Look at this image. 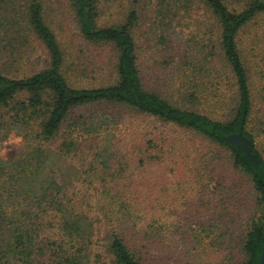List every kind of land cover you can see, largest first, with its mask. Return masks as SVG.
Wrapping results in <instances>:
<instances>
[{
	"label": "trees",
	"instance_id": "trees-1",
	"mask_svg": "<svg viewBox=\"0 0 264 264\" xmlns=\"http://www.w3.org/2000/svg\"><path fill=\"white\" fill-rule=\"evenodd\" d=\"M158 2L162 21L174 20L180 11L187 15L197 4L218 21L214 44L223 57L220 73L212 70L210 57L201 63L184 57L183 69L201 70L184 71L180 96L193 105L209 103L219 116L178 104L147 87L133 33L136 10L121 23L102 26L98 0H72L85 38L111 44L118 54L114 80L81 86L71 83L65 72V52L46 20L43 1L0 0V131L7 122L25 142L14 159L5 158L0 150V264H156L159 252L151 242L153 236L129 232L128 219L134 216L121 192L123 162L118 160L120 167L110 162L114 148L98 142L88 168L76 161L86 147L83 139L93 141L107 124L104 113L71 120L77 108L88 105L124 106L194 131L227 149L233 166L250 178L259 206L244 236L245 258L239 264L264 260V154L258 142L264 121L254 126L258 111L252 68L239 46L242 31L264 15V0ZM37 41L48 60L41 69L26 71ZM66 125L65 138L58 142ZM232 134L250 140L256 161L241 150V144L227 141ZM146 145L162 151L157 138L147 139ZM159 153L150 155L159 159ZM91 190L99 197L97 209L88 199ZM98 223L105 224L104 231Z\"/></svg>",
	"mask_w": 264,
	"mask_h": 264
},
{
	"label": "rangeland",
	"instance_id": "rangeland-1",
	"mask_svg": "<svg viewBox=\"0 0 264 264\" xmlns=\"http://www.w3.org/2000/svg\"><path fill=\"white\" fill-rule=\"evenodd\" d=\"M42 1L46 20L65 52V72L71 83L86 86L114 80L116 49L111 44L85 38L72 0ZM160 9L158 0H98V23L102 26L121 23L129 11L136 10L138 20L133 33L147 87L160 90L178 104L219 116L209 103L198 101L193 105L180 96L184 71L201 70L183 69L184 57L200 63L210 57L212 70L220 73L223 57L219 46L215 48L214 44L218 38V21L202 4L190 9L187 15L180 11L181 15L174 20L162 21ZM33 44L35 50L26 71L39 70L48 60L40 42ZM239 46L252 68L258 111L254 115V126H257L261 119L264 121L261 97L264 92V15L242 31ZM98 113H104L107 124L93 141L83 139L86 147L78 153L76 161L81 168H88L98 142L114 148L110 162L116 167L121 165L118 160L123 162L121 192L125 193L124 200L131 205L134 216L133 220L128 219L129 232H137L141 237L149 232L153 236L151 242L155 241L159 252L156 264L241 263L245 258L243 239L249 224L259 214V206L250 178L233 166L230 152L194 131L124 106L80 107L71 114V120H82L81 116L90 119ZM8 127L4 122L0 150L5 158L14 159L23 152L25 142L21 134ZM67 130L66 125L58 142L65 138ZM152 137L160 140V153L154 148L146 149L147 139ZM258 142L264 154L263 132ZM151 153H159L161 157L152 158ZM96 183L98 187L100 182ZM88 199L97 209L96 191L91 190ZM98 226L105 230L104 223ZM155 232L158 233L155 235Z\"/></svg>",
	"mask_w": 264,
	"mask_h": 264
},
{
	"label": "water",
	"instance_id": "water-1",
	"mask_svg": "<svg viewBox=\"0 0 264 264\" xmlns=\"http://www.w3.org/2000/svg\"><path fill=\"white\" fill-rule=\"evenodd\" d=\"M227 141L230 143L241 144V150L246 151L249 158L253 161H256V156L252 153L251 142L248 138L242 134H232L227 137ZM261 264H264V260L261 262Z\"/></svg>",
	"mask_w": 264,
	"mask_h": 264
}]
</instances>
